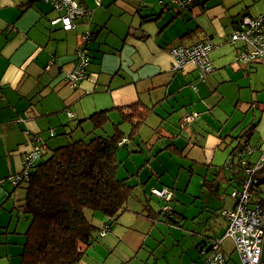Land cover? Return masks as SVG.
Masks as SVG:
<instances>
[{"label": "crops", "instance_id": "1", "mask_svg": "<svg viewBox=\"0 0 264 264\" xmlns=\"http://www.w3.org/2000/svg\"><path fill=\"white\" fill-rule=\"evenodd\" d=\"M259 1L195 0L191 9H180L168 0H100V4L95 0H77L91 13L76 19L73 28L64 30L60 24L50 23L57 14L48 2L0 0V178L1 175L6 177L17 173L21 169L22 155L40 139L46 140L47 153L69 139L109 135L114 123L121 120L118 109L138 104L149 111L141 123L157 108H162L161 113H156L160 119L158 123L175 118L177 129L184 128L179 124L182 115L196 112L197 118L187 126L194 129V124L198 125L204 132L203 148L208 159L204 175L210 173L211 179L205 182L203 178L202 184L212 181L211 190L216 195L222 182L231 180V191L239 187L241 182L224 167L229 161L232 143L219 149L218 145L225 138L222 135L219 139L213 134L214 128L205 123L196 109L204 110L202 113L210 109L207 104L197 102L203 99L211 83L217 86L231 80L232 73L239 69L245 74L256 70L260 61H235L234 55L241 43L231 44L229 35L243 15L253 16L264 10L263 6L254 12L253 8ZM178 16L182 20H176ZM174 20L175 30H169ZM224 20L230 22L228 28L222 24ZM177 21H181L183 27L176 26ZM205 21H210L212 26L207 27ZM86 31L90 32L91 38L81 47L89 58L87 77L71 86L65 76L77 64L76 49L80 35ZM205 37L215 45L210 52L215 71L203 85L192 63L184 65L181 70H172L169 48L174 44H192ZM260 108L261 114L253 117L250 124L253 123L254 127L249 141L257 134L253 144L248 141L255 147L247 158L250 163L257 161L258 151L264 149V103ZM105 109L109 110L108 120L92 133V124L87 117ZM68 112L72 115L69 116ZM113 116H117V121L113 122ZM73 119L77 123L84 121L77 126V123H70ZM108 121L112 123L106 127ZM243 128L245 126L240 131ZM170 145L179 149L175 142ZM221 171H228V175L221 174ZM5 182L0 184V264H16L29 216L23 207V186L20 185V191H17ZM154 187L159 188H151ZM260 189L263 191L252 192L251 200L264 199V185ZM173 197L175 200L174 194ZM136 199L140 202V209L133 211L123 223L111 219L108 233L99 236V241H94L76 264H147L152 255L154 263L158 264V257H167L166 253L155 254V243L160 241L152 236L154 230L158 231L157 215L151 218L141 212L145 211V202L151 205L144 189L143 198L138 196ZM221 202L217 213L207 216L210 218L201 227H198L196 219L205 214V210L199 211L196 207L194 213L188 215L184 210L180 214L173 207L171 217L179 226L173 238L177 244L172 249V260L163 264L203 263L204 256L198 253L197 246L223 233L226 221L219 215V210L232 208L235 203L231 196ZM129 205L127 202V210H130ZM186 235L190 243L183 244ZM222 250L226 264H237L230 262L232 253H236L230 239L223 241ZM141 251L146 253L143 260L133 261Z\"/></svg>", "mask_w": 264, "mask_h": 264}, {"label": "trees", "instance_id": "2", "mask_svg": "<svg viewBox=\"0 0 264 264\" xmlns=\"http://www.w3.org/2000/svg\"><path fill=\"white\" fill-rule=\"evenodd\" d=\"M194 3L195 0L193 5ZM237 24L238 22L232 30ZM256 61L261 62L264 59ZM108 111V109L95 111L87 117L92 124V133L103 127L108 120ZM118 111L121 120L114 123L113 131L109 135L95 134L90 138L69 139L64 144L53 147L46 157L43 156L47 151V143L44 140L46 148L39 159L32 164L28 179L16 185L24 188L23 207L29 216V224L24 232V241L16 264H76L85 250L100 236L101 227L92 223L88 212H102L107 215L108 218L104 223L108 225L106 229L108 231L111 219L116 221V218L127 210L128 199L134 191V185L129 182V179L137 176L138 172L125 177L117 176L116 172L121 164L117 158L118 148L126 144L132 133V130L129 131L127 136L120 124L128 122L134 126L141 123L149 111L148 108L138 104L128 105ZM253 127V123L247 125L235 136L236 143L231 147L228 154L229 161L224 167L230 170L233 178L241 182L240 186L234 189L243 186L249 176L247 169H253L252 177L257 181L250 189L249 204L250 206L259 205L264 210L263 198L251 200L253 191H263L260 188L264 185V158L255 168L257 162L250 163L247 159L249 154L243 152L246 147H251L254 151L255 147L248 143ZM121 140L123 141L119 143ZM260 151L263 153L264 149ZM242 159L245 161L244 164L241 163ZM0 179L4 181L3 178ZM161 188L171 190L170 201L172 202L173 188L162 186L158 189ZM150 194L160 199L152 191ZM171 206L173 205L170 204V208L163 211L168 221H173L171 215L174 209ZM224 209L232 208L219 210V215L226 221L223 233L197 246L198 253L204 256L203 262L207 256L202 252L209 250L213 241L221 238L218 250L222 255L223 264H226L222 243L226 238L224 235L228 221L223 215ZM143 210L145 211L141 212L151 218H155V215L158 217L161 213V211H154L148 202H145ZM230 240L234 247L233 240L231 238ZM263 243L264 234L259 264H264L261 257ZM234 251L239 256L240 264H243L236 248Z\"/></svg>", "mask_w": 264, "mask_h": 264}, {"label": "rangeland", "instance_id": "3", "mask_svg": "<svg viewBox=\"0 0 264 264\" xmlns=\"http://www.w3.org/2000/svg\"><path fill=\"white\" fill-rule=\"evenodd\" d=\"M263 6L264 0H260L253 8L254 12L260 10ZM263 12L264 10L258 11L256 12L257 14L255 13L253 16ZM176 20H182L181 16H178ZM176 20L170 23L169 30H175L173 24L176 23ZM228 20L230 19L228 18ZM177 23L176 26L184 25L181 21H177ZM229 23L230 22L227 20L222 22V24L227 26L226 28H228ZM204 24L209 28L212 26L210 21H205ZM221 28L224 30L222 25ZM230 29L231 28L228 30L230 31ZM223 33H226V31H223ZM240 43V41L236 42V44ZM246 70L249 69L247 68ZM214 71L215 70L207 73L204 76L205 79H199V81L204 85V80H207V77ZM215 85L216 83H211L203 99L197 102H201L200 104H207L210 109L206 110L205 113H202L204 110L200 108L196 110L199 112V116L204 118L205 123H208L210 128H214L213 134L219 136V139H222L221 137L223 135L225 140H222L224 142L218 145L220 146L218 147L219 149H223L226 148L227 144H235L236 140L234 136L240 132L243 126L250 125L253 117H257L261 114L260 104L264 103V61L257 63L255 71L250 70L248 74H245L239 69L232 73L231 80L228 79L227 81L220 82L217 86ZM191 91L192 90H190V93ZM165 107L167 106L165 105ZM157 112L161 113L162 108H157L155 112L150 114L142 123L134 124V126L130 123L121 125L127 136L129 131L132 130V133L131 138H128L126 144L118 148L117 158L121 161V164L116 173L118 177H121L137 171L138 176H132L129 179V182L134 185V191L128 199V202H130V210L128 209L122 212L120 216L116 218V221L117 223H123L127 221L133 211L140 209V202H138L136 198L138 196L143 198L144 189L145 196L150 199L154 210L158 212L161 211L156 221L158 231L154 230L152 236L160 239L159 242L155 243V254L160 255L161 253H166L167 257H163V255L158 257V264H163L166 260H172V249L174 244H177V241L173 238L177 235L179 226L176 225L174 221L166 222L168 221L166 217H164L166 213H164L162 209L165 201L151 195V187H162L163 185L169 188L172 187L175 200L172 202L170 201L169 206L172 204L173 206L171 207L178 210L180 214H182V210H184L188 215H192L194 213L193 209L196 207L199 208V211L205 210V214L196 219L198 227H201V225L206 223V220L211 217L210 214L217 213V209L221 206V201L224 200L225 202V200L229 199L230 191L233 188V182L231 180L222 182L217 190V195L211 190L212 181H209L205 185L202 184L203 178H205V182L211 179L210 173H208L207 176L204 175L208 160L205 158L203 148L205 144V138H203L204 132L195 124L194 129L189 125L182 129L178 127V129L181 130L179 131L176 127L175 118L159 124L158 122L160 119L156 114ZM112 120L113 122L117 121V116H113ZM254 121H256V119ZM70 123L75 125L77 120L73 119ZM111 123L112 121H108L105 126L108 127ZM109 132L111 133V131ZM256 137L257 134H254L249 143L253 144L254 138ZM174 142L178 144L179 149L170 145ZM49 153L50 152H47V154L43 156L46 157ZM261 153L262 151H258L257 155L259 156ZM37 159H39V157ZM164 167L166 168L165 170H163ZM223 173L226 174V176L228 175V171H221V174ZM15 174L16 173L9 174L6 178L4 175H1V178H3V182L7 181V184L9 186L11 185L13 189L20 191V187L14 186L8 179L10 175ZM177 198L178 200H176ZM207 216L210 217L207 218ZM88 217L93 224L103 227V222L107 218V215L102 212H88ZM188 221H190V219H188ZM188 221H186V225ZM4 222L7 223L8 221ZM108 231H105V235ZM99 239L98 237L97 240L99 241ZM229 239L230 238L226 237L224 240ZM182 241L183 244L190 243L188 235L184 236ZM143 256H146L145 251H141L139 256L134 258L133 261L138 259L143 260ZM152 256H150L147 264H155V258ZM261 257L264 260V243L262 244ZM233 261L240 264L237 253H232L230 262L233 263Z\"/></svg>", "mask_w": 264, "mask_h": 264}, {"label": "built area", "instance_id": "4", "mask_svg": "<svg viewBox=\"0 0 264 264\" xmlns=\"http://www.w3.org/2000/svg\"><path fill=\"white\" fill-rule=\"evenodd\" d=\"M48 2L52 9L56 12V16L50 20L52 25L60 24L64 30L74 27L76 19L88 16L91 10L83 8L77 0H43ZM168 2L180 9H191L193 0H168ZM96 4H100V0H95ZM91 38L90 32L86 31L80 35L79 46L76 49L77 64L70 70L65 78L71 86L87 77L86 68L88 65V56L81 45L87 43ZM237 41L241 42L239 48L236 49L234 59L240 63H251L256 60L264 59V12L256 16L244 15L238 21L237 26L229 35V42L233 45ZM214 43L209 37L202 38L192 44H174L169 48L172 57V70H181L184 65L192 63L198 72L199 79L203 80L207 73L214 70V64L210 59V52L214 48ZM68 115L72 114L68 112ZM197 118L196 112L184 114L179 121L180 127H185ZM52 134V133H51ZM124 140V139H123ZM121 140L119 143H121ZM46 144L43 140L36 142L32 149L21 157V169L15 175H10L9 180L14 186L21 182H25L32 170V164L41 153L45 150ZM253 148L246 147L243 152L250 154ZM264 158V152L256 161L258 166L260 160ZM244 164V159L241 160ZM249 176L239 189L231 191L230 196L235 203L232 209H224L223 215L228 221V227L224 237H230L234 242V248L239 253L243 264H259L261 254V242L264 234V210L259 205L250 206V189L254 182L253 169H247ZM2 180L0 179V183ZM152 193L165 201L163 210L170 208L171 192L165 188H152ZM107 224L101 227L100 236L105 234ZM221 238L214 240L209 250L202 253L206 254L203 264H223V258L218 250Z\"/></svg>", "mask_w": 264, "mask_h": 264}, {"label": "clouds", "instance_id": "5", "mask_svg": "<svg viewBox=\"0 0 264 264\" xmlns=\"http://www.w3.org/2000/svg\"><path fill=\"white\" fill-rule=\"evenodd\" d=\"M105 224V223H104Z\"/></svg>", "mask_w": 264, "mask_h": 264}]
</instances>
